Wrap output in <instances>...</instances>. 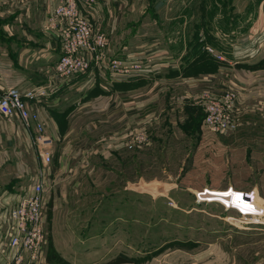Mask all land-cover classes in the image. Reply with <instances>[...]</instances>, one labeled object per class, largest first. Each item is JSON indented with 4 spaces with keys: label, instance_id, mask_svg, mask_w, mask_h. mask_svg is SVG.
I'll use <instances>...</instances> for the list:
<instances>
[{
    "label": "rangeland",
    "instance_id": "1",
    "mask_svg": "<svg viewBox=\"0 0 264 264\" xmlns=\"http://www.w3.org/2000/svg\"><path fill=\"white\" fill-rule=\"evenodd\" d=\"M215 1L186 0L194 7L193 19L199 17L200 4L211 6ZM217 2L224 5L222 14L226 22L224 35L219 39V51L229 53L231 47H237L240 57L247 56L248 38L254 30L260 38L264 26L253 29L248 25V0ZM211 11L219 14L215 9ZM255 14L257 17V12ZM11 15L0 18V36L4 25L13 36L0 46L14 52L15 48L20 49V33ZM40 16L41 12L35 11L28 20L29 27L40 21ZM126 16L129 20L138 19L137 13L134 17ZM102 22L96 23L95 29L109 38ZM260 24L264 25V21ZM147 31L150 32L151 28ZM258 38L256 40L262 45L259 54L263 56L264 38ZM151 56L145 63L148 66L152 63ZM250 62L244 60L229 74L219 71V67L207 59L200 65L202 68L197 76L202 74L210 78V75L227 73L228 80L222 86L207 83L191 88L193 93H233L238 98L240 121L235 132L218 135L209 131L202 124L200 110L185 106L182 109L183 92H170L161 103H152L151 111L145 108L144 116L148 120L144 126L148 138L146 144L129 150L125 146L129 137L120 141L125 151L122 150L113 162L105 161L96 179L85 180L74 192L68 190L65 200L58 199L52 186L45 211L48 232L46 263L264 264V227L251 226L248 230L234 227L230 223L237 213L233 209L226 210L222 203L231 196L234 206L245 213H257L264 208V92H257L255 86L242 82L252 76L247 71L258 68L264 71V57L256 64ZM261 62L260 68L258 63ZM193 78L187 81L194 83ZM260 83L264 85V78ZM104 87L95 80L87 99L95 97L91 96L94 91L102 94L103 91L98 90ZM171 93L175 94L173 101L176 104L169 99ZM81 95L83 93L79 97ZM96 98L101 99L97 95ZM83 110L78 114L79 119L88 117ZM98 123L99 120L81 119L79 125L81 129L88 128L89 133V127ZM86 133L81 130L80 136ZM89 135V140L96 141L93 143L98 151L105 147L104 124ZM88 145L81 144V148L87 150ZM227 188H233L242 197L257 198L243 202L238 200L239 196L232 195V191L215 192ZM17 193L19 196L21 191ZM196 193H201L204 201L212 202H197ZM248 204L251 208L246 207ZM14 205L0 220V250L10 227L7 215ZM221 240H224V248H217L216 244L222 243Z\"/></svg>",
    "mask_w": 264,
    "mask_h": 264
},
{
    "label": "crops",
    "instance_id": "2",
    "mask_svg": "<svg viewBox=\"0 0 264 264\" xmlns=\"http://www.w3.org/2000/svg\"><path fill=\"white\" fill-rule=\"evenodd\" d=\"M217 1L211 6L200 4L199 17L193 19L194 7L189 6L186 0H104L103 30L110 39L109 56L125 62L145 64L147 58L152 55V63L144 66L149 67L148 72H140L132 78L122 77L115 82L111 80V86L107 85L103 90H98L103 91L102 94L98 95L96 91L91 94L94 98L87 99L92 83L90 81L84 85L85 91L80 97L76 94L77 91H70L46 102L32 104L31 108L39 111L45 122V137L50 141V145H39V150L49 148L53 154V164L49 167L48 177L58 199L65 200L67 191H76L85 180L96 179L105 161L113 162L122 150L125 151L121 142L125 141L133 130L144 131L148 121L144 116L145 108L151 111V104L161 103L168 96L167 93L183 92L182 109L194 108L202 114L197 98L201 92L193 93L191 88L196 89L207 83L222 86L228 80L227 73L210 75V78L202 74L197 76L203 61L210 59L219 67V71L232 74L235 66L244 60L248 59L251 60L249 64H256L258 60L263 59L264 55L261 56L262 52L259 50L262 45L256 40L258 37L255 30L247 41V56L240 57L237 47H231L229 53L219 51V39L224 35L223 27L226 22L222 14L224 5ZM1 3L0 18L13 14V24L20 33V49L15 48L14 52H10L8 47L0 46V91L12 87L23 90L42 84L43 70L56 62L60 56L58 43L41 30L43 17L54 9L57 0H1ZM247 8L248 25L253 26V29L264 26L260 24L264 21V0H248ZM17 9L19 11H15ZM211 9L219 11V14H213ZM35 11L41 12V16L40 21L32 25L35 27L33 28L29 27L28 20L32 19ZM135 13L138 19H127L129 16L126 14L134 17ZM197 19L198 21H195ZM16 22L20 24L17 25ZM4 27L0 45H5V41L13 37L10 35L11 31L6 29L8 26ZM147 28H151V31L148 32ZM260 34L259 40L264 38V30ZM239 58L244 59L238 61ZM258 64L261 68L263 63ZM260 70L258 68L255 71H247L252 76L248 81L242 82L250 84L251 87L255 86L257 92H264V85L260 83L264 78V71ZM192 76L195 77L194 83L187 81L192 79ZM96 95L101 99L96 98ZM170 95L169 99L175 100V94ZM80 99L83 100L80 102ZM83 108V113L88 117L79 119L78 114L82 113ZM81 119L99 120L98 125L89 127V133L104 124L105 147L102 150L98 151L94 146L96 141L89 140L88 128L81 129ZM81 130L87 133L80 136ZM35 135L34 130H24L17 119L7 121L0 117V220L18 200L17 192L28 187L38 175L41 158L38 150L31 145ZM81 144H89V148L83 150ZM228 190L230 189L215 192L228 193ZM230 191L234 195L241 194L233 188ZM237 196L240 197L238 200L243 202L257 198ZM246 207L251 208L249 204ZM221 241L222 243L216 244L217 248H224V240ZM3 260L1 255L0 264H4Z\"/></svg>",
    "mask_w": 264,
    "mask_h": 264
},
{
    "label": "built area",
    "instance_id": "3",
    "mask_svg": "<svg viewBox=\"0 0 264 264\" xmlns=\"http://www.w3.org/2000/svg\"><path fill=\"white\" fill-rule=\"evenodd\" d=\"M103 3L104 0H57L54 9L43 19L41 30L58 43V60L43 70L42 84L23 90L12 87L0 91V117L7 121L17 119L24 130H34L36 135L31 145L41 158L38 175L21 191L8 212L10 227L0 250L4 264H48L45 259L48 241L45 211L52 188L48 176L53 154L49 148L39 150V145L45 147L50 141L45 137L43 117L31 108L32 104L70 91L80 95L90 81L111 86V80L115 82L122 77L132 78L140 72H148L149 67L144 68V63L125 62L109 56V38L95 29V24L103 20ZM197 98L202 109V124L209 131L226 135L239 129L238 98L233 93L208 91ZM128 137L125 146L129 150L143 146L148 140L141 129L133 130ZM195 196L197 202H212L204 201L201 193ZM222 203L226 210L236 211L237 217L230 223L234 227L242 230L251 226L264 227V208L257 213H245L234 206L231 196Z\"/></svg>",
    "mask_w": 264,
    "mask_h": 264
}]
</instances>
